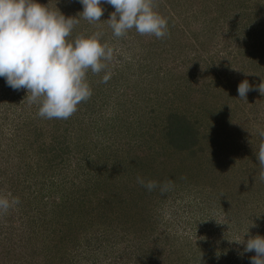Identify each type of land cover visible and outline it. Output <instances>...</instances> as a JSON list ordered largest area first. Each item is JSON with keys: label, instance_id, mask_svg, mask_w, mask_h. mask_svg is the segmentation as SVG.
<instances>
[{"label": "rangeland", "instance_id": "1", "mask_svg": "<svg viewBox=\"0 0 264 264\" xmlns=\"http://www.w3.org/2000/svg\"><path fill=\"white\" fill-rule=\"evenodd\" d=\"M37 2L77 16L69 40L103 34L111 78L89 70L92 96L64 120L38 116L0 77V196L20 201L0 212V264H251L242 241L264 237V94L237 89L264 83V0H154L163 39L115 37L106 3L90 23L79 0ZM170 113L195 131L190 147L166 140ZM57 141L67 146L43 168ZM97 149L100 160L79 159Z\"/></svg>", "mask_w": 264, "mask_h": 264}, {"label": "clouds", "instance_id": "2", "mask_svg": "<svg viewBox=\"0 0 264 264\" xmlns=\"http://www.w3.org/2000/svg\"><path fill=\"white\" fill-rule=\"evenodd\" d=\"M79 2L83 6L80 14L90 23L101 21L105 11L102 3L113 6L115 11L107 21L117 38L132 29L157 39L169 35L167 19L155 10L154 0ZM78 23L77 16L66 18L58 9L51 10L37 0H0V77L13 90L25 89L30 94L29 103L39 105L37 114L41 118L66 120L90 99L89 70L96 75L105 72L101 82L111 78L107 62L113 58V49L101 42L102 33L68 39ZM253 90L264 94V83L254 89L244 80L238 85V96L246 100L247 93ZM258 160L264 167V145L259 148ZM137 180L149 191L157 187L154 180ZM19 202L11 193L0 196V212L7 213ZM242 243L246 252H255L251 264H264V237L256 235Z\"/></svg>", "mask_w": 264, "mask_h": 264}, {"label": "trees", "instance_id": "3", "mask_svg": "<svg viewBox=\"0 0 264 264\" xmlns=\"http://www.w3.org/2000/svg\"><path fill=\"white\" fill-rule=\"evenodd\" d=\"M168 118H167L168 123H167L165 130H164V134H165L166 140L169 142L170 145H173L175 148H177V147L178 148H180V147L185 148V147H190L194 143V141L195 142L197 141V138L195 137V131L193 130V128L191 129L188 125H185L184 122L179 123L178 120L181 119L182 117L179 118L178 115H176L174 113H172V114L170 113ZM32 131H33V129H32ZM36 135H37V133H34V137H36ZM35 139H37V138H35ZM38 143H40V142H38ZM63 146H67V144H65V142H63V141H61V142L57 141L56 143H52L51 147L47 148V151L44 152L45 155L46 154L51 155L50 160H49V157L46 156L45 161L44 160L40 161V165L43 166V168L44 167L51 168L53 166V163H54L53 159L55 158V156L57 154L59 155L58 151ZM103 152H104V150H102V149H97L91 153H89L85 150H81V156L79 159L84 158L85 160H91V159H96L98 157L100 160L101 156L103 155ZM99 155H100V157H99ZM97 164H98V162L95 164V167ZM95 167L93 168V170H95ZM119 168L120 167L117 166V164L111 163L109 166H107L106 168L103 169V172L106 171V173H107L106 175H108L111 178V176H118V174L121 173V171H119L120 170ZM96 173H97V171H96ZM18 177H19V181H20L21 177H20V175H18V173L15 176L9 177V179L10 178L16 179ZM105 179H107L106 176H105ZM105 179H102V180H105Z\"/></svg>", "mask_w": 264, "mask_h": 264}]
</instances>
